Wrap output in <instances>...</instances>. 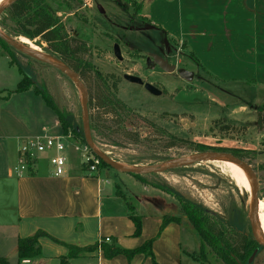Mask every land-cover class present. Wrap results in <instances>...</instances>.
Instances as JSON below:
<instances>
[{
    "label": "rangeland",
    "instance_id": "1",
    "mask_svg": "<svg viewBox=\"0 0 264 264\" xmlns=\"http://www.w3.org/2000/svg\"><path fill=\"white\" fill-rule=\"evenodd\" d=\"M46 1L57 11L69 34L87 44L84 65L92 67L91 84L85 82L89 93L90 124L93 127L96 123L99 128H91L92 135L108 156L137 166H148L204 150L237 152L256 170L260 180L259 197L264 199V131L257 128L254 108L263 101L261 87L215 79L197 64L182 42L170 38L161 28L146 20L137 6L128 0ZM9 27L13 34L12 22H9ZM17 37L28 40L44 53L58 56L48 49V43L39 38L31 41ZM115 44L119 45L122 60L115 56ZM151 54L163 56L175 66V70L164 71ZM180 68L192 71V80L181 77ZM96 73L103 77L113 74L117 80L115 95L127 106L125 111L117 108L118 115L112 111H99L96 102L104 92ZM125 74L139 75L144 82L160 88L162 94L150 93L144 85L126 80ZM24 75L25 84L33 86L17 91ZM109 81L113 82V79ZM35 89L47 93L72 127H78L84 133L81 98L75 82L57 68L37 61L0 40V126L8 122L17 126L10 132L29 135L54 122L55 111ZM62 131L68 139L66 153L71 161L84 159L86 152L95 157L83 135L75 136L71 127L67 130L62 127ZM172 143L176 145L171 146ZM197 144L202 145L199 150H196ZM226 161L234 167L250 192L238 186L215 160L144 178L171 189L170 193L155 187L164 193L166 204L177 212L180 221L194 230L193 234H187L198 238V252L201 239L186 214L193 203L216 214L220 226L232 229L235 225L253 239L249 221L252 179L240 165ZM121 186L138 214L155 212L141 196L143 193L139 186L132 183ZM260 226L264 236V222H260ZM257 249L252 264H264V249L259 244ZM203 251L211 264H225L214 255L207 242ZM185 255L183 264L188 261ZM9 260L10 264H17L15 256ZM97 262V258L92 261L93 264Z\"/></svg>",
    "mask_w": 264,
    "mask_h": 264
},
{
    "label": "crops",
    "instance_id": "2",
    "mask_svg": "<svg viewBox=\"0 0 264 264\" xmlns=\"http://www.w3.org/2000/svg\"><path fill=\"white\" fill-rule=\"evenodd\" d=\"M136 1L141 4V15L170 38L186 43L212 77L264 90V0ZM15 129L17 126L8 122L0 126V257L9 260L15 256L17 264H93L95 258L97 264H152L151 257L143 254L130 259L123 254L108 258L101 248L63 262L69 245L87 247L109 237L105 242L125 249L152 240L159 264H183L185 254V264H208L195 258L200 243L185 222L172 221L160 231L166 215L178 216L166 204L163 192L112 168L89 171L85 166L87 152L78 162L68 158L67 171L60 176L54 175L48 154L18 174L15 167L21 139L63 135L57 114L53 123L29 135L10 132ZM129 183L139 186L141 196L155 212L138 214L122 191L121 185ZM129 204L142 216L139 236L134 235ZM39 230L51 236L40 237L41 255L30 262L19 260V239Z\"/></svg>",
    "mask_w": 264,
    "mask_h": 264
},
{
    "label": "trees",
    "instance_id": "3",
    "mask_svg": "<svg viewBox=\"0 0 264 264\" xmlns=\"http://www.w3.org/2000/svg\"><path fill=\"white\" fill-rule=\"evenodd\" d=\"M69 2L70 0H62ZM78 1V0H76ZM127 1V0H125ZM131 3H134L138 11L141 10V4L136 0H128ZM70 5V4H69ZM149 21L148 18H145ZM9 22L13 23V34L8 30ZM150 22V21H149ZM0 27L7 32L8 34L17 37L22 36L29 40H36L37 38L41 39L48 43V49L53 53L57 54L62 60H64L70 67H72L76 72L79 73L80 77L87 84H91V73L92 67L90 65H84V57L88 52L87 44L84 40L71 36L66 30L64 23L61 18L58 16L57 11L46 1V0H16L14 1L1 15L0 17ZM159 27V26H158ZM160 28V27H159ZM162 29V28H161ZM163 30V29H162ZM164 31V30H163ZM165 32V31H164ZM166 35L167 32H165ZM169 36V35H168ZM2 40V39H0ZM2 42L6 43L2 40ZM7 44V43H6ZM8 45V44H7ZM187 47L186 43H183ZM10 46V45H8ZM11 47V46H10ZM13 48V47H12ZM193 58L196 60L197 64L204 69L206 72L210 73L205 66L199 61L197 56L189 50ZM12 64L15 62L12 60ZM20 71L24 74V72ZM97 79L101 81L104 95L97 99L96 106L99 111L105 110V113L113 112L118 115L116 112L118 109L120 111H125L127 106L125 103L118 97H116L117 92V80L114 79L113 74H107L103 77L100 73L95 74ZM109 79H113L109 81ZM26 75L19 83L17 91H25L30 89L33 85L25 84ZM264 93V90H262ZM37 94L42 95L47 104L55 111L57 114L61 126L67 130L69 127L73 129L75 136H82L84 142L85 135L77 127L74 128L71 125V122L67 121L64 116L61 114L59 108L55 102L49 97V95L41 90L35 89ZM263 101L254 105L256 109V123L259 131H264V96ZM118 108V109H117ZM94 122V121H93ZM97 124L93 123V127L97 128ZM91 126V128H93ZM175 143H172L171 146H175ZM196 150H199L202 147L201 144L196 145ZM224 150V149H221ZM237 151V150H236ZM234 150V152H236ZM240 158H244L242 154L234 153ZM31 165V163H30ZM30 167V166H29ZM89 169V165H87ZM99 168H110L106 163L100 160ZM234 168V167H233ZM136 178L141 179L142 181L150 184L154 187L161 188L164 191L170 192L171 189L162 183L151 181L148 182L145 176L134 175ZM171 193V192H170ZM118 194L122 195V192L118 190ZM130 207V217L135 224V236H139L142 233L143 224L142 216L138 215L134 208L129 204ZM210 213V220H209ZM187 217L193 224V228L199 234L201 239L200 252L195 257L197 260H200L203 263L211 264L206 253L203 251L204 243L207 242L210 246L211 251L214 255L221 259L225 264H252L250 263V257L253 252L258 248V243L255 241L254 237L242 232L240 229L236 228L235 225H232L234 228L228 229L226 226H220L216 214L209 212L208 210L203 209L199 204H191L186 211ZM181 222L179 216L177 215H166L163 219L160 231L170 222ZM220 224V225H219ZM42 236H49L45 231L39 230L34 235L20 238L18 241V258L19 260L23 259H34L41 255V246L39 239ZM55 241H58L56 238H52ZM69 254L62 258L63 262L67 263L69 259L79 256L81 252H93L98 248H101L104 251V254L108 258L115 257L119 254L125 255L127 258H132L136 254H144L150 256L152 264H159L154 256L152 250V240L146 241L139 247L132 249H125L114 242L107 243L103 240L100 242L90 245L87 247H75L69 245ZM0 264H9V260L6 257H0Z\"/></svg>",
    "mask_w": 264,
    "mask_h": 264
},
{
    "label": "water",
    "instance_id": "4",
    "mask_svg": "<svg viewBox=\"0 0 264 264\" xmlns=\"http://www.w3.org/2000/svg\"><path fill=\"white\" fill-rule=\"evenodd\" d=\"M16 0H6L3 3H0V17L4 13V11ZM0 39L5 41L8 45L13 47L15 50L37 60L40 62H43L45 64H48L50 66H53L60 70L62 73H64L66 76H68L72 81L75 82L77 90L79 92V96L81 98V114H82V124H83V131L85 135V140L87 146L92 150L94 155L102 160L104 163H106L110 168L115 169L117 171L127 173V174H133V175H153V174H160L178 167H187L190 165H194L196 163H200L202 161H209V160H216V159H226L229 161H233L235 163H238L243 170L252 178L254 182V193L251 197L250 201V209H249V221L251 224L252 234L255 239V241L259 244L260 247L264 249V240L262 238V231L260 226V220L258 217V211H259V192H260V180L256 173V170L253 168V166L247 162L246 160L225 152V151H219V150H204V151H198L194 154L179 158L170 160L168 162L162 163V164H152L148 166H137L134 164H130L124 161H118L110 156H108L95 142L93 135H92V129L90 124V115H89V93L88 88L85 84V82L80 77L79 73L76 72L72 67H70L64 60H62L59 56L44 53L40 50H37L30 46L28 43L22 42L18 37H14L7 32H5L0 27ZM114 53L115 56L122 60L123 57L120 53L119 45L115 44L114 46ZM152 58L154 59L155 63L164 71L166 72H173L175 70V66L172 65L168 60H166L163 56L159 54H151ZM179 75L187 80H192L194 73L192 71H189L185 68L178 69ZM124 78L130 82L138 83L141 85H144V87L152 94L154 95H161L162 90L158 87H156L154 84L150 82H144V80L138 76L133 74H125ZM258 249H256L252 256L250 257L249 262L251 263L257 253Z\"/></svg>",
    "mask_w": 264,
    "mask_h": 264
},
{
    "label": "built area",
    "instance_id": "5",
    "mask_svg": "<svg viewBox=\"0 0 264 264\" xmlns=\"http://www.w3.org/2000/svg\"><path fill=\"white\" fill-rule=\"evenodd\" d=\"M66 141H68V139L65 135H39L22 138L19 147L18 163L15 167V171L18 174H23L28 170L30 163L32 164L42 154H48L49 162L53 167L54 175L60 176L65 174L68 164ZM86 163H89V171H96L100 164V159L96 156L90 157L87 155ZM105 241L109 242L110 238H105ZM30 260L31 259H23V262H30Z\"/></svg>",
    "mask_w": 264,
    "mask_h": 264
},
{
    "label": "bare ground",
    "instance_id": "6",
    "mask_svg": "<svg viewBox=\"0 0 264 264\" xmlns=\"http://www.w3.org/2000/svg\"><path fill=\"white\" fill-rule=\"evenodd\" d=\"M6 0H0V3H3ZM22 42L24 43H28L30 46H32L33 48L39 50L37 47H35V45L31 44L28 40L24 39V38H19ZM215 162L220 166V168L222 169L223 172L227 173L232 179L233 181H235V183L244 188L246 191H248V188L246 187V185L241 181V179L239 178V176L237 175L235 169L226 161L223 159H216ZM233 162V161H231ZM235 163V162H234ZM238 164V163H235ZM239 165V164H238ZM252 179V178H251ZM252 184H253V189L251 191L250 196L253 195L254 193V182L252 180ZM250 192V190L248 191ZM258 217L260 222H264V199H260L259 202V211H258ZM263 240H264V236H262Z\"/></svg>",
    "mask_w": 264,
    "mask_h": 264
},
{
    "label": "flooded vegetation",
    "instance_id": "7",
    "mask_svg": "<svg viewBox=\"0 0 264 264\" xmlns=\"http://www.w3.org/2000/svg\"><path fill=\"white\" fill-rule=\"evenodd\" d=\"M139 76V75H138Z\"/></svg>",
    "mask_w": 264,
    "mask_h": 264
}]
</instances>
